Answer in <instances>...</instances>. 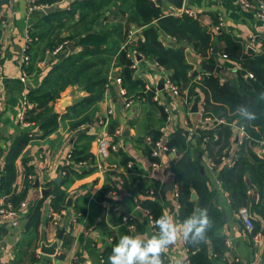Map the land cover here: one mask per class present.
<instances>
[{
  "label": "crops",
  "instance_id": "obj_1",
  "mask_svg": "<svg viewBox=\"0 0 264 264\" xmlns=\"http://www.w3.org/2000/svg\"><path fill=\"white\" fill-rule=\"evenodd\" d=\"M75 1L78 0H54L51 3L0 0V176L9 156L12 157L14 171L9 191H0V203L16 211L12 222L0 216V264H113L109 257L115 255L114 247L119 246L122 237H128L120 222V215L128 214L134 220L131 229L133 235L129 239L143 242L146 247L151 240L162 237L153 230L145 208L137 203V195L143 197L148 189H155L161 194L169 226L178 235L176 242L165 245L163 251L172 264H183L187 255L184 233L190 221L179 222L175 217L176 183L170 165L177 163L184 155L197 163L199 172L214 191L215 204L222 212L225 251L220 259L214 258L215 263H262L264 216L253 213L257 229L261 232V236L254 241L251 237L253 233L246 229L232 207L219 175L220 168L233 166L237 159L238 144L246 135L241 122L236 118L232 121L217 119L212 113L204 117L202 108L205 93L198 86H195L191 100L168 90L164 79L172 70L134 48L142 37L143 26L157 23L156 18L144 23L143 15L138 12L139 0H104L101 9L90 11L86 17L82 14L84 9L74 7ZM151 1L154 3L151 4ZM259 1L247 0L248 5H244L239 0H182L180 9L168 0H149L152 6L174 17L185 15L180 13L182 10L194 12L191 17L196 18L199 26L211 33L213 46L208 50L211 54L202 56L191 41L176 40L167 31L159 30V39L165 45L183 50L185 61L189 64V82H198L204 76L213 74L221 83H232L238 96L253 97L262 107L264 115V88L254 76L248 75L249 70L242 66L239 59L223 55L227 49H231L228 48L227 37L241 43L239 56L245 54L253 58L264 53V19L257 14ZM45 7L49 10H45ZM72 10L73 13L68 15L66 11ZM175 10L180 12L169 13ZM86 28L102 33L106 31L107 43L102 46L107 45L113 55L103 96L87 110L89 119L85 120L89 122H80L76 127L71 123L79 120L83 113L74 115L70 112L67 115L66 112L69 106L88 94L86 82L60 80L54 83L55 78H50L44 84L43 81L51 65L65 50L77 53L82 49L81 45L75 44V40ZM132 29L134 31L129 38V30ZM70 35L73 37L66 49L52 53L57 41L60 38L67 39ZM123 48L132 58L134 77L152 90L157 100L137 96L130 105H125L127 89L118 79L119 68L115 65L116 53ZM25 53L28 55L27 60L22 59ZM205 63L213 64L214 69H204ZM45 85L46 91L55 94L47 101V105L58 114L57 125L47 133L42 132L40 125L47 120L48 114L33 120L24 118L28 124L19 121L21 111H24L25 116L28 109L37 105L36 101L27 98L28 91ZM187 88L183 87V91H187ZM44 89L41 88V91ZM193 102H197V110L194 111ZM34 109L35 114L41 112L43 107ZM108 109H111V113H108ZM109 119L116 122L115 133L110 135L109 140L115 143L116 149L109 148L107 154L103 155L97 146L96 136L103 127L107 129ZM217 122L222 123V142L212 145L211 150H205L199 140L200 132ZM177 129L186 136V150L173 147L154 154L156 142L167 141ZM156 131L160 132V137L154 142ZM213 136V140H217V130ZM74 147L82 150V153H90L89 158L73 161L69 153ZM148 148L153 149V155L157 158L155 161L149 158ZM245 153L249 158L253 154L264 158L261 141L252 144L248 154L247 150ZM65 165L75 170L71 173V182L61 184ZM247 168L243 170L245 181H248L250 174ZM27 169L30 170L29 174H26ZM58 175L60 181L56 183L54 179ZM27 179L31 183L25 187ZM105 183L112 185V188L99 197ZM57 185L65 198L61 204L59 200L53 209L50 206L51 194L48 193ZM24 187L27 188L26 194L18 200L17 194ZM43 188L51 189L43 193ZM250 188V194L257 195V189L253 186ZM193 192L195 197L191 195V198L196 199L197 193L192 190L191 194ZM11 196L16 199L15 208L12 207ZM41 198L40 222L36 226L28 224L27 213L31 205ZM170 206H173L172 212ZM66 224L70 230H63L58 239L60 228ZM56 238L58 245L54 255L40 252L42 241L47 244ZM135 264L140 262L136 261ZM143 264H149V261L145 260Z\"/></svg>",
  "mask_w": 264,
  "mask_h": 264
},
{
  "label": "trees",
  "instance_id": "obj_2",
  "mask_svg": "<svg viewBox=\"0 0 264 264\" xmlns=\"http://www.w3.org/2000/svg\"><path fill=\"white\" fill-rule=\"evenodd\" d=\"M34 1L37 3H51L54 0ZM103 1L104 0H78L75 1L73 5L79 9H84L82 10V14L83 17H86L89 15L90 11L97 12L101 9ZM137 7L138 12L143 15V19L145 20L144 23H149L153 18H156L157 23L143 26L141 30L142 37L136 42L134 46L135 50L153 58L159 65L171 69L172 73L168 76L170 80L177 85L178 93L183 95L186 99L191 100L195 86L204 90L205 101L202 108L203 115H205L204 117L212 113L217 119L232 121L236 118L241 122L246 135L238 144V156L233 166H224L220 168V181L222 182L223 188L228 191L231 205L236 211H238L240 207L245 206L250 210L251 217L254 212L264 216V158L253 154L251 159L245 153L247 150L248 154L252 144L255 145L259 140H264V115L262 107L251 96H238L232 83H221L219 78L213 74L204 76L198 82H189L191 78L187 74L189 64L185 61L183 50L181 48L165 45L159 39V30L167 31V33L176 40L185 39L191 41L202 56H208V54H211L208 50L213 46L211 33L205 28H201L196 18L191 17L192 15L186 12H182V14L185 15L181 17H174L173 14H167L160 10L159 7L152 6L149 0H139ZM66 12L70 15L73 13V10ZM97 15L94 16L93 19H95ZM90 29L86 28L75 40V44L81 45L82 49L77 53L65 50L63 55L57 57L56 62L51 65L43 81L44 84L48 82L50 78H55L53 80L54 83L60 80H82L86 82L89 91L88 94L80 97L74 104L68 107L66 112L67 115H70V112H73L74 115L83 113V116L80 117L79 120L72 121L71 125L76 127L80 122H89V120H85L88 118L87 110L91 109L92 105L103 96L105 84L108 81L109 62L113 55L111 54L112 52L109 51L110 48L107 45L102 46V44L107 43V32H96ZM72 37L73 36L70 35L67 39L60 38L57 43L63 41H67L68 43ZM226 40L230 45L228 48L231 47V49H227L224 54L231 58L239 59L242 66H245V68L252 72L253 76L264 88V53L253 58L244 53V55L239 56L238 48L241 47V43H237V41H233V39L229 37H227ZM66 45L64 49H66ZM232 47L234 48L232 49ZM116 59L117 64L115 63V65L119 68L118 77L121 84L127 89L128 95H126V98L133 99L134 97L138 98L137 96H144L151 100L153 98V91L146 88L141 80L134 77V64L132 58L127 54L126 48L116 53ZM46 87L47 85L39 86L28 91L27 98L31 101H36L37 105L28 109L24 116L25 119L33 120L39 118L41 115L48 114L49 117L47 120L40 125L43 133H47L58 123V114L52 111L51 106L47 105V101L53 98L55 94L46 91ZM183 87H188L187 91H183ZM41 88L45 89L41 91ZM36 107H43V109L41 112H36L34 114V108ZM163 109L164 107L161 105V110L163 111ZM212 118H214V116ZM221 126L222 123L217 122L213 124V126L205 128L200 132L199 140L202 141L205 150H211L212 145L222 142L220 134L223 129ZM115 127L116 122L109 119L107 122V130L110 134L115 133ZM215 130L218 131L219 136H217V140L214 141L213 132H215ZM159 137L160 132L156 131L153 135V141L156 142ZM164 144L167 148L174 147L181 151L186 150V136L180 129H177ZM148 150L149 158L155 161L157 158L152 153L153 149L148 148ZM69 156L73 161H80L89 158L90 153H82V150H78L74 147L71 149ZM11 159V156L7 158L1 171V192L9 191V183L14 174ZM127 161L126 158L125 164H127ZM213 162L217 164L215 160H213ZM246 167L250 169L248 181H245L243 178V170ZM170 169H173L174 172L177 192V210L175 217L179 222H195L191 227V231H187L185 237V247L187 248L186 259L189 264H216L214 258L220 259L222 253L225 251V235L222 233V212L215 204L214 191L207 185L205 176L199 172L197 163L191 160L188 155L182 156L177 163L171 164ZM74 170L75 169L70 166H63L64 173L60 183H70L72 180L71 173L74 172ZM29 171L30 170L27 169L26 174H29ZM30 181L29 179L25 180V187L31 183ZM251 186L257 189V195L250 194L249 191L251 190ZM25 187L20 194H17L18 200L23 198L26 194L27 188ZM111 188L112 185L109 183L103 184L99 197H103L102 195L110 191ZM151 190H146L143 197L137 195V203L147 209L151 214L154 220V224L151 225L153 230L163 235L162 216L165 215V208L161 194L155 189ZM192 190H195L197 193L196 199L191 198ZM50 194V206L55 209L59 200V204L63 202L65 194L59 185L48 193V195ZM9 198L13 203L12 207L15 208L16 199L14 196ZM253 199L255 200L254 203L251 202ZM42 201L43 199L41 198L36 201L34 205H31L27 213L28 224L36 226L40 222ZM122 216L123 214L119 217L120 222L123 224L126 235L131 237L133 231L127 227L126 223L122 222ZM202 220H206L207 223L204 224L203 231L197 235L196 228L201 226L200 221ZM252 220L254 223L253 232H255L258 230V225L255 224V219L253 217ZM128 222L134 223V220L129 219ZM140 247L144 248L145 244L140 242ZM160 259L162 264H172L170 258L164 251L161 253Z\"/></svg>",
  "mask_w": 264,
  "mask_h": 264
},
{
  "label": "built area",
  "instance_id": "obj_3",
  "mask_svg": "<svg viewBox=\"0 0 264 264\" xmlns=\"http://www.w3.org/2000/svg\"><path fill=\"white\" fill-rule=\"evenodd\" d=\"M239 1L241 3H243L244 5H248L247 0H239ZM258 7H259V9L257 11V14L261 18L264 19V0L259 1ZM178 12H180V11L175 10V11H171L169 13H178ZM182 12H186L190 15H194V12H191L190 10H182L180 13H182ZM133 31H134L133 29L129 30V33H128L129 38L132 36ZM263 38H264V36H263ZM66 44H67V41H63V42L58 43L57 46H55L53 48L52 53H57V52L62 51ZM223 55L226 56L225 54H223ZM22 59L27 60L28 55L26 53L23 54ZM248 75L251 77L253 76L252 72H250V71H248ZM164 83H165V86L168 88V90H170L173 94H175V95L179 94L177 85L173 81L170 80L168 75L165 76ZM0 91H1V87H0ZM153 98L157 100L156 95H154ZM131 102H132V98H126L124 103H125V105H130ZM108 113H111V109H108ZM207 118H209V117H207ZM19 121H21L22 124H28V122L26 120H24V111H21V113L19 114ZM110 135L111 134L108 132V130L105 127H103L101 129V132L96 136L97 146L99 148L100 153L103 155L107 154V151L109 150V148L116 149L115 143L109 141L111 138ZM261 144L264 147V140L261 141ZM156 145H157V149L154 151V154L158 153L159 150H167V146L164 144V142L157 141ZM153 163L156 164V162H153ZM128 166H131V163H128ZM98 167L102 168V165L98 164ZM176 196H177V192L175 191V197ZM145 210H146L148 218H149V223L151 225L154 224V220H153L151 214L149 213V211L147 209H145ZM237 213H238L239 217L241 218L243 224L245 225L246 229L250 233H253L251 236L252 239L254 241L257 240L258 237L261 236V232H259V230L253 232L254 223H253L250 212L247 210V208L241 207L238 209ZM15 214H16V211L14 209H12L11 206H4L0 203V216H2L3 220L12 222ZM162 218H163L162 223L169 225L167 217H166V213L164 216H162ZM129 219H131V216L128 214H124L121 218L122 222L126 223L128 228L133 229L134 223L128 222ZM63 228L65 231L70 230V228L67 224L65 226H63ZM162 230H163V228H162ZM263 234H264V227H263ZM183 264H189L188 260L186 258H185V261L183 262ZM260 264H264V261Z\"/></svg>",
  "mask_w": 264,
  "mask_h": 264
},
{
  "label": "clouds",
  "instance_id": "obj_4",
  "mask_svg": "<svg viewBox=\"0 0 264 264\" xmlns=\"http://www.w3.org/2000/svg\"><path fill=\"white\" fill-rule=\"evenodd\" d=\"M194 223V221L189 223L187 231H191V227ZM206 223V220L200 221L201 226L196 228L197 235L203 231V226ZM162 228V237L160 239L151 240L144 248L140 247L139 241L129 239L128 237H122L119 246L114 247L115 255L110 256L109 259L113 264H135L136 261L143 264L145 260H148L149 264H162L160 256L164 250V246L172 245L178 239L177 231L174 228L163 223ZM187 231L184 233L185 237Z\"/></svg>",
  "mask_w": 264,
  "mask_h": 264
},
{
  "label": "water",
  "instance_id": "obj_5",
  "mask_svg": "<svg viewBox=\"0 0 264 264\" xmlns=\"http://www.w3.org/2000/svg\"><path fill=\"white\" fill-rule=\"evenodd\" d=\"M168 1L172 2L174 4V6H176V8H181V6H182V0H168ZM153 3H154V1H151V4H153ZM44 9L45 10H49L48 7H45ZM132 43H134V41H132ZM67 47L69 49L71 48L70 45H68ZM203 68L206 69V70H208V71H212L214 69V66H213V64H207V63H205V64H203ZM194 110H197V102H193V104H192V111H194ZM237 125L239 126V123H237ZM184 132H185V134H187V131L186 130ZM236 138H237V136H236ZM59 178H60V175H58L54 179V182L59 183V181H60ZM50 189L51 188H43L42 189V192L43 193H46ZM191 195H192L193 198L195 197V193L194 192ZM46 210H47V207H46ZM172 211H173V206H170V212H172ZM63 230H64L63 227L60 228L59 233L57 235L58 239L61 238V236L63 234ZM57 245H58L57 238L55 240H53L52 242L47 243V244L44 241H42L40 243L39 250L43 254H46V255H54L55 252H56Z\"/></svg>",
  "mask_w": 264,
  "mask_h": 264
}]
</instances>
